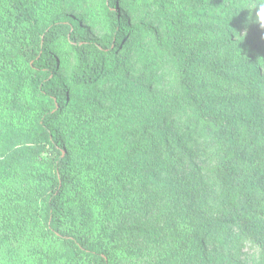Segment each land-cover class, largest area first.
Returning a JSON list of instances; mask_svg holds the SVG:
<instances>
[{"label":"trees","instance_id":"1","mask_svg":"<svg viewBox=\"0 0 264 264\" xmlns=\"http://www.w3.org/2000/svg\"><path fill=\"white\" fill-rule=\"evenodd\" d=\"M104 1L111 34L96 40L78 18L42 23L31 0H0V85L13 97L21 90L30 97L16 108L27 116L24 124L1 137L0 178L31 167L35 224L52 242L50 258L35 264H113L124 234L165 229L192 264H264V26L255 16L264 0H158L152 5L162 20L130 29L126 17L138 0ZM133 29L151 32L153 58L172 62L176 94L126 133L124 122L94 130L83 117L75 125L72 115L104 104L109 92L127 103L155 81L147 66L138 73L118 64L134 47L136 63L143 60L130 42ZM56 43L73 54L67 78ZM7 67L16 73L9 80ZM206 151L215 161L209 177L194 157ZM84 159L83 174L76 172ZM128 186L149 190V202L140 204L146 211L166 201L181 204L182 213L162 228L108 225V208ZM212 189L215 220L188 216ZM6 248L0 253L10 255ZM10 257L6 264L25 261Z\"/></svg>","mask_w":264,"mask_h":264},{"label":"rangeland","instance_id":"2","mask_svg":"<svg viewBox=\"0 0 264 264\" xmlns=\"http://www.w3.org/2000/svg\"><path fill=\"white\" fill-rule=\"evenodd\" d=\"M158 0H138V5L133 8V11L126 17L128 27L135 28L136 25L156 26L158 20L161 19L158 14L157 7L152 5V2ZM31 3L36 8V14L42 23H48L53 18H78L81 20L86 36L89 39L106 40L111 34V29L107 23L105 16V1L104 0H31ZM159 4V1H158ZM162 20V19H161ZM160 20V21H161ZM130 42L137 44L138 50L142 51L143 60L136 63L135 47L127 59H118V64L121 67H131L138 73L142 72L147 66L149 75L155 80L150 84L147 80L139 94L131 95L133 98L127 103H122L115 95L108 93V97L95 106V109L86 110L83 114L78 112L72 120L77 124L78 120L83 117H89L88 128L103 129L106 127L119 125L124 122L122 132L126 133L128 128L142 126V121L147 116L152 105L162 103L172 98L177 92V75L173 68L172 62L168 57L153 58L152 45L149 43L153 41L151 32L147 30L131 32ZM56 48L59 49L61 58V76L67 78L73 65V54L69 51L66 44L56 43ZM153 58V59H152ZM149 60L150 63H144ZM16 72L21 70V67L15 66ZM8 80L12 72L11 67H7ZM16 74V73H15ZM14 74V75H15ZM3 84V83H2ZM102 88V87H101ZM100 88V89H101ZM98 89V90H100ZM104 89H102L103 91ZM29 92L21 90L16 97L8 89L2 88L0 85V140L2 135L9 132L8 126L19 127L24 124L27 116L23 111H19V105L29 100ZM125 101V98H123ZM10 100L13 106L10 104ZM131 106L133 108L129 109ZM76 129L77 127L74 126ZM67 138H71V142L75 143L76 135H72L70 131L64 130ZM78 134V133H77ZM79 135V134H78ZM198 150L193 147V151ZM71 159L76 161L80 155L76 148L70 149ZM206 151L196 152L195 160L200 164L203 173L209 177L215 161H212L207 156ZM179 154L176 155L178 157ZM175 157V156H174ZM188 160V158H184ZM87 159L82 160V164L74 167L76 172H82L85 167ZM182 164H187L181 161ZM184 172L189 170L183 167ZM31 167L25 166L22 171L12 173L11 175L0 178V238H7L8 244L0 247V250H7L10 247L11 254L0 253V264H6L14 260H23V264H35L40 259L47 256L50 258L52 242L41 237L40 226H36L35 204L38 200L37 185L26 174L30 172ZM165 179L166 176L163 175ZM115 186V183H113ZM116 187V186H115ZM149 190H141L128 186L122 189L116 205L108 208L111 211L108 225L110 226H134L141 228H162L168 222H172L176 216L181 214V204L173 205L168 202L160 201L154 205L151 210L146 211V208L140 206L142 202H149ZM158 189L152 193H156ZM211 192V190H210ZM202 204H194L192 211L187 213L188 216H195L201 222L214 221L219 215L220 208L211 200L212 193H206ZM210 196V199L208 198ZM128 202H130L128 204ZM118 247L121 248V255L113 258V264H192L190 260H185L182 249L176 242H173L167 235V230H160L157 234L146 236L139 233L124 234L118 241ZM42 256V257H40ZM40 258L39 260H35ZM57 264H63L59 262Z\"/></svg>","mask_w":264,"mask_h":264},{"label":"clouds","instance_id":"3","mask_svg":"<svg viewBox=\"0 0 264 264\" xmlns=\"http://www.w3.org/2000/svg\"><path fill=\"white\" fill-rule=\"evenodd\" d=\"M255 16L256 22H258L261 26H264V2L260 3Z\"/></svg>","mask_w":264,"mask_h":264}]
</instances>
